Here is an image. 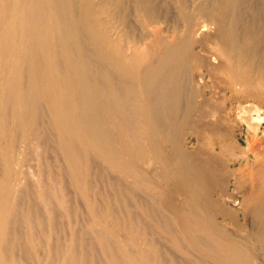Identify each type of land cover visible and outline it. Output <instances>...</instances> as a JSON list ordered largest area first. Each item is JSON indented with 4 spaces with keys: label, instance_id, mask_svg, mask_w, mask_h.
Wrapping results in <instances>:
<instances>
[{
    "label": "bare ground",
    "instance_id": "1",
    "mask_svg": "<svg viewBox=\"0 0 264 264\" xmlns=\"http://www.w3.org/2000/svg\"><path fill=\"white\" fill-rule=\"evenodd\" d=\"M206 75L264 97V0H0V264H264Z\"/></svg>",
    "mask_w": 264,
    "mask_h": 264
},
{
    "label": "rangeland",
    "instance_id": "2",
    "mask_svg": "<svg viewBox=\"0 0 264 264\" xmlns=\"http://www.w3.org/2000/svg\"><path fill=\"white\" fill-rule=\"evenodd\" d=\"M222 79V80H221ZM206 80V81H205ZM217 80H220V82L219 81H217ZM224 81H225V84H224ZM209 83V84H208ZM221 83V85L220 86H223V87H221L220 89H219V87L217 86V85H215V84H220ZM206 84V85H205ZM214 86H213V85ZM227 83H226V80H224L223 78H221V77H219V79L217 78L216 80H211L207 75L205 76V78L203 79V83H201V85L199 84V87H200V89H201V91L202 92H204L206 95H207V98H208V100L210 99V100H212V101H216V100H214V99H220L219 101V103H217V104H213L212 105V107H211V105H206L207 107H203V110H204V112H206V113H208V114H212L213 113V111L212 110H214V113L212 114V115H222V116H226L228 113H231V110H232V118L233 119H235V120H233V122L234 123H232V125H230L232 128H235V134H236V137L239 139V143H240V146H241V148H243V150L242 151H239V152H237L236 154H234V155H232V157H236L237 158V161L235 162V164H233V165H231V167H233V168H241V169H245L246 168V166H247V168L248 167H253L254 169H257L259 166H258V163H257V165L254 163L255 161V156H253V154H252V152L253 151H258V152H262V153H264V140H263V137H264V97L263 96H261V97H258V99L256 100V99H250V98H247L248 100H246V101H244V103L242 102L241 103V105L240 104H238V102L236 101L237 99L235 98L236 96H235V94H232L231 93V91L229 90V87L226 85ZM203 86V87H202ZM204 86H206L205 87V89H204ZM210 86V87H209ZM225 86V87H224ZM209 87V88H208ZM214 87V88H213ZM225 88H227V89H225ZM215 89H216V91H215ZM256 89H258V88H256ZM255 89V90H256ZM211 90V91H210ZM221 90V91H220ZM224 90V91H223ZM253 91V92H257L258 94H260V92H261V90L260 89H258V90H256V91ZM230 91V92H229ZM209 92H211V93H209ZM215 94V95H217V96H215L213 93ZM220 92V93H219ZM217 93V94H216ZM221 95V96H220ZM223 95V96H222ZM232 96V97H231ZM215 97H217V98H215ZM220 97V98H219ZM222 97L224 98V99H222ZM233 97H234V99H233ZM229 98H231V99H233V100H235V101H233V100H229ZM217 100V101H218ZM224 100H227L226 102H225V104H223V102L222 101H224ZM232 101H233V103H232ZM248 101V102H247ZM262 102V103H261ZM220 103H222V105H224V106H222ZM232 104V105H231ZM240 105V106H239ZM250 105V106H249ZM237 106V107H236ZM245 106H247V107H245ZM255 106V107H254ZM235 107V108H234ZM241 107H243V111H242V108ZM254 107V108H253ZM210 108V109H209ZM226 108V109H225ZM230 108H232V109H230ZM241 108V109H240ZM255 108H256V110H257V113H256V110H255ZM206 109V110H205ZM212 109V110H211ZM252 109V110H251ZM217 110V111H216ZM222 110V111H221ZM225 110H227V111H225ZM248 110H251V111H248ZM258 110H260V111H258ZM208 111V112H207ZM235 111V112H234ZM241 111V112H240ZM254 111V112H253ZM212 112V113H211ZM219 112V113H218ZM244 112V113H243ZM259 112V113H258ZM215 113H217V114H215ZM226 113V114H225ZM247 113V114H246ZM242 114H243V116L245 117V116H247L248 115V117L251 119H249V123H246V122H244L243 121V118L244 117H242ZM250 114V115H249ZM254 114V115H253ZM258 114V115H257ZM260 114V115H259ZM257 115V116H256ZM251 116L252 117H254V118H251ZM261 117L260 119H262V120H259V119H257V117ZM239 119H240V121H239ZM241 119H242V122H241ZM251 121H253V122H251ZM263 121V122H262ZM238 122V123H237ZM240 122V123H239ZM255 123V124H254ZM258 123H260L259 125H258ZM239 124V125H238ZM245 124H247V125H245ZM250 124V125H249ZM252 124V125H251ZM254 124V125H253ZM258 125V126H257ZM235 126V127H234ZM250 126H252V127H250ZM254 126V127H253ZM261 126V127H260ZM250 127V128H249ZM260 127V128H259ZM237 128H238V130H237ZM241 128V129H240ZM257 129L258 128V132H257V140L258 141H256L257 142V144L256 143H254V145L252 146V148H253V150H250V151H245V148H246V146H247V137L249 136V135H251V134H253L252 132H253V130L254 129ZM252 132H251V131ZM250 132V133H249ZM188 138L189 137H187L186 138V140H188ZM194 142V143H193ZM261 144V145H260ZM194 146H195V140L194 139H192V138H189V140H188V143H187V149L188 150H193V148H194ZM255 146V147H254ZM261 149V150H260ZM263 150V151H262ZM250 152V153H249ZM227 158H228V156H227ZM255 158V159H254ZM247 164V165H246ZM237 182H236V180L235 179H231V183H230V185H229V188H228V190L231 192L232 191V189H233V187H234V185L236 184ZM241 221L243 222L244 221V218L241 216Z\"/></svg>",
    "mask_w": 264,
    "mask_h": 264
}]
</instances>
